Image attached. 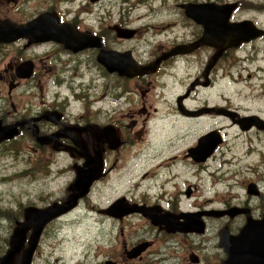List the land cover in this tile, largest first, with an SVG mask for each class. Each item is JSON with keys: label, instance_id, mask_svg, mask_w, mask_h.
<instances>
[{"label": "flooded vegetation", "instance_id": "obj_1", "mask_svg": "<svg viewBox=\"0 0 264 264\" xmlns=\"http://www.w3.org/2000/svg\"><path fill=\"white\" fill-rule=\"evenodd\" d=\"M71 1L73 0H0V136L9 127L15 132L12 137L0 141V149H7L13 143L25 145L27 152L30 151L32 155L38 156L37 159L42 168L43 163L45 164L48 171H42L44 176L54 174L52 165L57 158H65L72 168L73 179L76 176V169H84L83 154L87 152L90 156L93 155L94 147H96L102 157L103 168L99 179L90 185L88 193L77 199L76 205L70 211L90 199L95 184L108 178L110 172L117 169L119 163L116 164V162L123 156L127 147L130 149L145 144L147 126L153 119L151 114L157 112V108L152 106L149 99L150 91L156 87L155 80L174 78L179 68L176 64L180 59H184L183 69L186 77V57L197 58L195 63H201V65L188 83V87L185 86L184 90L176 96L175 110L178 120L186 123V119H194L191 124L198 126L200 121L203 124L208 118L215 124L204 134L215 133L218 142L204 160H198L188 153V149L196 147L197 144L187 150L185 148L182 154L184 164L186 165L187 161L203 166L215 158L218 151L224 154L223 149L229 140L228 128H231L237 137L241 134L255 135L259 146L250 145L245 153L257 155V152H260L264 160V144H262L264 105L260 104L264 103L262 101L264 99V47L261 46L264 42V24L249 16L235 18L238 3L232 2L235 4V9L230 13L228 23L249 20L256 27L255 29L261 31L260 34L224 49L199 43L192 51H187L189 44L193 45L200 40L204 28L202 24L185 15L187 19L194 22L193 26L196 29L190 37H187V40L156 50L142 51L137 55L135 49L121 47L119 41L136 39L141 30L139 27H130L127 19L120 17V20L111 27L84 29L78 25L77 21L80 13L87 12L86 4L82 6L83 9L78 10L76 7L74 11L68 6H63L64 3ZM89 1L100 2L101 0ZM71 13L73 15L68 18ZM253 13L262 14V11H253ZM38 18L42 21L41 27H28L27 30L22 31L23 33H17L16 26L26 25ZM62 24H66L65 33L71 31L75 34L73 41L77 42L79 35H87L94 40V43L80 48L69 47L62 41L63 32H60ZM123 29L130 30L131 35L129 37L119 35L118 31ZM65 38L70 39L68 35ZM178 44L183 48L182 53L162 58ZM101 51H107L118 59H124L128 68L133 62L136 68L135 72L131 73L133 75L122 74L119 69H109L98 58ZM202 52L205 54L203 53L200 58ZM142 54L146 56L143 57ZM242 73L246 75L243 76ZM252 76H259L257 79L259 83L255 82L251 86L253 93H256L254 96L259 97L257 107L246 106L245 100L239 94L231 98L222 92L213 102L207 95L203 98L197 96L198 93H205L212 89L216 80L228 78L230 83L237 85L242 80H250ZM104 80L102 90L91 99L89 94L94 89V83ZM130 81H132V87H127L126 82ZM129 94H134L137 98L126 107V103L132 99ZM194 94L195 97L192 98ZM187 100H195L196 104L187 106ZM92 128H94L93 131ZM98 130L100 132L95 145L93 137ZM140 153L141 151H137L131 156L135 165L141 162V158L137 159ZM169 157L158 164L155 170L144 171L139 176V180L131 182L129 191L113 200V202L121 200L129 210H140L137 207H143V209L117 217L107 212L110 205L107 206L106 211L104 210L112 219L140 215L143 222L149 223L161 234L156 240L144 237L138 230L130 232L129 235L125 234L126 240L122 242L119 253L120 263L225 264L228 255L221 244L222 233L235 237L246 222L263 219L262 187L250 180L245 187L246 197L243 200L234 199V203L211 206L215 198L211 199L212 201L207 199L205 201L211 204L189 203L190 207L186 210V202L181 205L180 202L175 201L176 193L166 199L164 195L168 192L159 191L155 197L148 192L149 186H142V181L150 178V174L155 178L158 177L157 170L160 165L173 163L169 161ZM234 157L239 156L234 155ZM61 169L57 168L56 174L62 172ZM158 189L163 190V187ZM66 190L68 192L66 197L57 200V203L66 200L69 195L68 186ZM190 192L188 188V191L185 190L183 194L189 197ZM165 199L168 200L166 205L163 204ZM93 203L88 204L91 209L96 207ZM33 207L44 208L36 205ZM191 214L193 215L188 216ZM63 215L53 221L59 220ZM23 218L24 208L22 218L15 222L22 221ZM196 221L203 222L204 227L201 232L186 230V222ZM153 222L162 223L154 224ZM163 222L170 223V226ZM206 222H221L217 224V232L214 235L210 232L204 237ZM28 232L30 234V230L27 231V237ZM119 232L124 235L123 228ZM7 247L9 248V244ZM93 255L95 260L91 263L97 264L100 252ZM20 256L21 253L14 257L13 264H19ZM238 258L240 257L237 256ZM74 264L83 263L78 260ZM102 264L119 263L114 259H105Z\"/></svg>", "mask_w": 264, "mask_h": 264}, {"label": "rangeland", "instance_id": "obj_2", "mask_svg": "<svg viewBox=\"0 0 264 264\" xmlns=\"http://www.w3.org/2000/svg\"><path fill=\"white\" fill-rule=\"evenodd\" d=\"M184 2L217 4L237 2L238 12L234 14L235 18L249 16L264 24V0H101L100 2L73 0L64 3L63 6H68L74 11L76 7L78 10L83 9L82 6L86 4L87 12L80 13L77 21L84 29L111 27L120 20V17L127 19L130 27H139L141 30L136 39L119 41V44L124 48L135 49V53L139 55L142 51L156 50L183 42L196 30L193 26L194 22L187 19L184 10L178 6ZM253 11H262V14H254ZM72 15L73 13L68 18ZM261 46L264 47V42ZM203 53L200 54V58ZM142 56L146 55L142 54ZM196 59L186 57V77L183 69L184 59H180L176 64L179 68L174 78L155 80L156 87L150 91L149 99L152 106L157 108V112L151 114L153 119L147 126L145 144L130 149L127 147L123 156L116 162L119 163L117 169L110 172L108 178L95 184L90 199L44 228L32 264H74L78 260L83 264H92L91 261L95 260L93 254L98 252L100 255L97 264H102L105 259H114L121 264L119 253L122 242L126 240L125 234L129 235L130 232L138 230L144 237L151 240L158 239L161 234L149 223L143 222L140 215L112 219L104 210L113 200L119 198V195L129 191L132 181L139 180V176L146 170H155L154 168L168 156H170L169 161L173 163L160 165L157 170L158 177L155 178L150 174V178L142 181V186H149L148 192L155 197L159 191L168 192L164 195L166 199L176 193L175 201L180 202L181 205L186 202V210L190 207L189 203L192 205L210 203L205 201L207 199L215 198L214 203H210L211 206L234 203V199L243 200L246 197L245 187L250 180L258 183L264 192V160L261 158V153L257 152V155L245 153L248 146H259L255 135L241 134L237 137L232 129L228 128L229 140L223 149L224 154L218 151L215 158L203 166L187 161L186 165L184 164L182 154L185 148L187 150L197 144L198 137L213 128L215 124L208 118L203 124L200 121L198 126L191 124L194 119H186L185 123L178 120L175 110L176 96L185 86L188 87V83L201 65L195 63ZM242 75L245 76L246 73ZM258 78L259 76H252L250 80H242L237 85L230 83L228 78L216 80L212 89L198 93L197 96L203 98L207 95L213 102L222 92L231 98L239 94L245 100L246 106L254 108L259 105V97L254 96L256 93H253L251 86L255 82L259 83ZM104 82L105 80L94 83V89L89 94L91 99L102 90ZM126 83L127 87H132V81ZM129 96L132 99L126 103V107L137 98L134 94ZM194 97L195 94L192 98ZM231 98L230 100L233 101ZM262 101L264 102V99ZM195 104V100L186 101L187 106ZM260 104L264 105V103ZM137 151H141L140 156L137 157V159L141 158V162L135 165L131 156ZM234 155L239 157L235 158ZM173 156L175 158H171ZM37 157L30 151L27 152L26 146L22 144L20 146L19 143H13L7 149H0V255L8 248L12 228L15 226V220L22 218L23 208L30 205L44 207L65 198L68 193L66 188L73 179L68 160L57 158L52 165L54 174L44 176L42 171L48 170L44 163V167H41ZM57 168H62V172L56 174ZM162 187L164 191L158 189ZM188 188L191 190L189 197L183 194ZM166 199L164 205L167 204ZM90 202H94L93 205L95 204L96 207L91 209L88 206ZM218 223L221 222H206L204 237L210 232L214 235ZM121 228L124 230V235L119 232Z\"/></svg>", "mask_w": 264, "mask_h": 264}, {"label": "water", "instance_id": "obj_3", "mask_svg": "<svg viewBox=\"0 0 264 264\" xmlns=\"http://www.w3.org/2000/svg\"><path fill=\"white\" fill-rule=\"evenodd\" d=\"M178 6L184 10L187 17L202 24L204 28L203 35L200 40L189 46L187 51L193 50L199 43L224 49L229 46L237 45V42L241 40H248L256 37V35L261 33L260 30L255 29L256 27L252 25L249 20L242 21L240 23H228L230 13L235 9L234 3L216 4L214 2H185L180 3ZM41 22V19L38 18L26 25L16 26L15 29L17 28V33H23L22 31L27 30L28 27H41ZM65 26L66 24H62L60 26V28L62 27L60 32H63L62 41L69 47L80 48L94 43V40L87 35H79V37H77V42L73 41L75 34L71 31H67L65 33ZM118 32L119 35L124 37H129L131 35L130 30L127 29L119 30ZM66 35H68L70 39H66ZM182 52V46L177 45L166 55L162 56V58L164 59L168 55ZM98 58L109 69H119L122 74L133 75L131 73H134L136 70L133 62H131L132 65L128 68L127 62L124 59H118V57L109 54L107 51H101ZM10 128L11 127L6 128L3 131L0 136V141L14 135V130ZM93 130L94 128H92V131ZM98 132H100V130H98L93 137L95 145H97V139L99 137ZM214 134L215 133L213 132H209L200 136L197 146L188 149V153L198 160H204L217 145L218 141L216 140ZM83 156L85 158L84 169H76V176L68 187L70 193L65 201L62 203H53L45 208L29 206L24 209V219L22 222L16 223V226L10 236V247L7 252L0 257V264H13L15 255L21 251L24 245L28 230H31V232L28 237L27 246L22 251L19 264H31L33 253L38 245L44 226L53 219L72 209L76 205L77 199L84 196L89 191L90 185L99 179L103 168L100 152L96 149V147H94L93 155L90 156L86 152ZM137 208L140 210L143 209V207ZM140 210H129V208H126L125 205L122 204L121 200H117L108 207L107 212L114 217H117L131 211ZM192 215L193 214L188 216ZM153 223L161 224L162 222ZM163 223L165 225L169 224L170 226V223L168 222ZM203 227V222L196 221L186 224V230L202 231ZM221 244L224 246L228 255L225 264H264V217L259 221L246 222L240 233L235 237H232L227 233H222ZM237 256L240 258L237 259Z\"/></svg>", "mask_w": 264, "mask_h": 264}, {"label": "bare ground", "instance_id": "obj_4", "mask_svg": "<svg viewBox=\"0 0 264 264\" xmlns=\"http://www.w3.org/2000/svg\"><path fill=\"white\" fill-rule=\"evenodd\" d=\"M186 224H187V222H186Z\"/></svg>", "mask_w": 264, "mask_h": 264}]
</instances>
